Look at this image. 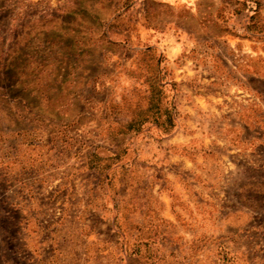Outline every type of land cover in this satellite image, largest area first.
<instances>
[{"label":"rangeland","instance_id":"374dc122","mask_svg":"<svg viewBox=\"0 0 264 264\" xmlns=\"http://www.w3.org/2000/svg\"><path fill=\"white\" fill-rule=\"evenodd\" d=\"M204 48L264 72V0H0V264H264V146L175 134Z\"/></svg>","mask_w":264,"mask_h":264},{"label":"crops","instance_id":"0c3cea01","mask_svg":"<svg viewBox=\"0 0 264 264\" xmlns=\"http://www.w3.org/2000/svg\"><path fill=\"white\" fill-rule=\"evenodd\" d=\"M214 38L222 45L226 42L231 44L236 40L234 36L231 37L230 35L226 37L215 36ZM214 38L205 40L204 44H212L215 41ZM226 44L228 45V43ZM180 45L183 46L182 43ZM172 48L179 52L184 50L180 46L177 49L173 46ZM208 50L210 49L204 48L201 54L197 53L196 58L182 56L179 65L171 64V69L174 70V74L179 79V108L182 113L179 119V129H175V134L178 133V130L179 135L184 134L189 123L195 125L196 128L199 125L209 123L211 127L213 126L211 138L223 139L225 145L235 152L257 150L259 146H264V92L254 86L249 78L264 81V72L260 68L246 69L233 61L232 68L240 69V75L238 79H235L237 76H229L228 72L225 73V69L228 70L231 67L225 60H220L221 54L219 56L212 55ZM191 80L196 81V85L186 84L187 81ZM238 80L240 83L237 85L236 81ZM255 109L258 111H252ZM210 111L211 113H209ZM188 113H195L197 116L195 122L188 119ZM219 126L222 128L219 129ZM246 132H249L248 136H246ZM197 133L200 134L199 129ZM172 136L164 139L169 138L171 140ZM245 142L252 144L253 147L236 145V143L244 144ZM253 185L260 188L264 184L256 182ZM258 194L264 195L262 192H258ZM256 198V193L253 192L249 197L237 200L239 205L247 210V215L250 217L251 215L248 213L251 211L264 213V205L257 203Z\"/></svg>","mask_w":264,"mask_h":264}]
</instances>
